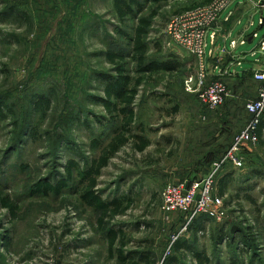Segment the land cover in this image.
Instances as JSON below:
<instances>
[{"label": "rangeland", "instance_id": "obj_1", "mask_svg": "<svg viewBox=\"0 0 264 264\" xmlns=\"http://www.w3.org/2000/svg\"><path fill=\"white\" fill-rule=\"evenodd\" d=\"M112 2L0 0V103L10 108L0 123V264H118L98 223L100 214L80 199L87 181L78 174L98 160L94 142L105 146L118 126L95 102L104 97L100 77L116 75L104 56L108 52L123 56L127 75L141 81L133 129L149 146L138 152L131 140L95 179L103 201L121 203L101 226L122 231L125 252L150 253L155 264L170 256L196 264L193 251L209 264H264V129L256 145L241 148L243 168L224 165L217 177L226 209L221 223L191 219L190 213L164 215L161 209L167 183L204 178L211 162H219L247 127L251 117L245 108L257 98L259 83L248 72L223 81L228 97L216 111H206L195 93L196 59L170 44L164 31L173 15L208 0L160 4L145 38L147 63L160 68L152 74L137 72L128 42L115 32L132 37L136 24L119 22ZM252 14L254 9L244 15L234 39ZM259 17L248 27L257 37L238 47L246 52L245 68H257L252 62L263 58ZM42 100L48 104L39 109ZM45 185L58 193L38 188ZM1 199L11 203L13 214ZM199 222L205 231L195 235L189 229L196 232L192 225ZM177 241L188 243L191 253L174 254Z\"/></svg>", "mask_w": 264, "mask_h": 264}, {"label": "trees", "instance_id": "obj_2", "mask_svg": "<svg viewBox=\"0 0 264 264\" xmlns=\"http://www.w3.org/2000/svg\"><path fill=\"white\" fill-rule=\"evenodd\" d=\"M167 1L169 0H113L112 2L116 19L119 22L124 23L125 20H133L136 24L132 37L124 34L119 29H115V32L128 42L130 46V59L136 65L137 72H139V74H152L160 70L158 66L147 63V46L145 43V38L151 27V19L157 16V9L160 8V4ZM210 1L211 0H208L207 4ZM148 6H153L150 14L145 17L141 16ZM104 56L108 63L113 66L116 75L115 77H100L102 78L103 82L104 97L101 99H95V102L102 107L105 113L110 115V118L113 122L112 126H114L115 122L118 124V126L111 129L112 137L105 146H100V142H94L93 149L95 151H100L99 157L98 160L94 161L93 167H90L89 169L87 168L84 171L78 173L83 180V183L87 181V187L81 194L80 199L85 205L100 214L101 218L98 220V223L102 230H106L109 253L111 255H116L118 264H155L150 253H126V235L122 231L116 230L114 228L106 229L101 226L103 218L110 214V210H112L113 213L119 212L121 209V203H117L116 201H103L95 191V179L99 176L100 171L108 165L109 160L113 158L119 149L128 144L131 140L136 142V148L138 152H143L149 146V142L144 137L135 135L133 129L135 123L133 105L138 93L137 88L140 86L141 81L139 79L134 80L127 75V63L125 62L123 56L113 52H108ZM41 102L42 103H40L39 109L44 108V106H47L48 104L43 100ZM177 109H174V113H177ZM6 111L10 112V108L0 103V123H3L7 120V115L5 114ZM263 129L264 121L260 120V123L256 129V135L258 139L261 138ZM69 174L71 173L68 170V175ZM38 188H40L42 192L46 191V193H58L51 186L45 185ZM221 195H223V193ZM247 199L250 198L247 197ZM1 204L3 209L10 211L12 214L14 213V209L7 199H1ZM195 219L202 221L209 220L204 216H200ZM197 224L198 226L195 223L192 225L194 228H196V232L193 231V228L189 229L190 232L193 234L195 233V235L202 234L205 231V225H202L200 222ZM223 239L225 240V235H221V241ZM1 245L4 244L2 243ZM188 246V243L184 244V242L177 241L172 246L173 253L177 255V253H179L182 249L186 251L188 250V252L191 253V249ZM191 254L196 264H209L207 258L195 254L194 251ZM162 264L180 263L175 256H170L166 258Z\"/></svg>", "mask_w": 264, "mask_h": 264}, {"label": "built area", "instance_id": "obj_3", "mask_svg": "<svg viewBox=\"0 0 264 264\" xmlns=\"http://www.w3.org/2000/svg\"><path fill=\"white\" fill-rule=\"evenodd\" d=\"M232 1L211 0L206 5L186 9L169 18L165 26L164 33L170 44L180 47L196 59L199 75L195 93L198 94L200 103L209 111L220 108L229 94L223 82H207L204 69L206 37H209L213 45L217 36L214 25ZM261 12L263 17L264 5L261 6ZM234 45L235 43H232V46ZM260 50L263 52L264 61V41ZM252 78L260 87L257 98L248 102L245 108L251 117L247 127L236 136L222 159L212 164L204 178L192 182H170L165 185L161 192V209L164 215L190 213L191 219L204 216L217 223L226 218L223 199L217 195V177L224 165L233 170L243 168L244 157L241 148L244 145L257 144L256 129L264 112V68L256 70ZM162 263L163 261H159L157 264Z\"/></svg>", "mask_w": 264, "mask_h": 264}, {"label": "crops", "instance_id": "obj_4", "mask_svg": "<svg viewBox=\"0 0 264 264\" xmlns=\"http://www.w3.org/2000/svg\"><path fill=\"white\" fill-rule=\"evenodd\" d=\"M231 4L229 6L234 7L233 11H230V7L228 6L229 8L227 7L228 11L225 13V15L222 17V13L219 17V20L217 22L218 26L216 27L217 29H215L216 34L218 35L216 36L214 44L212 45L209 37H206L204 69L206 78L209 81L214 80L228 82L229 80H237V78H241L242 72H248L253 75L256 70L264 68V61L261 57L259 59H255V61L252 62L259 64L257 68H255L256 66L245 68L243 66V61L246 59V52L244 50L238 51V47H245L247 43L251 44L257 37L255 32L251 34L248 32V27L254 26V16L260 13V17L258 18V25L260 28L264 26V17H262L261 12V6L264 5V0H233ZM251 9H254V14H252L251 16V21L249 22L248 27L243 29L241 28L237 33L236 39H234V29L242 24V18L245 17L244 15ZM261 20L262 23H260ZM263 41L264 38L261 43ZM232 43H235V45L232 46ZM250 52L251 57H255V52L253 50H251ZM259 52L263 53L260 50V46ZM225 58L228 59L224 61ZM252 63L250 62L249 65H251ZM234 98L238 99L237 97ZM213 163L211 162V165Z\"/></svg>", "mask_w": 264, "mask_h": 264}, {"label": "water", "instance_id": "obj_5", "mask_svg": "<svg viewBox=\"0 0 264 264\" xmlns=\"http://www.w3.org/2000/svg\"><path fill=\"white\" fill-rule=\"evenodd\" d=\"M263 23H264V18H263Z\"/></svg>", "mask_w": 264, "mask_h": 264}]
</instances>
